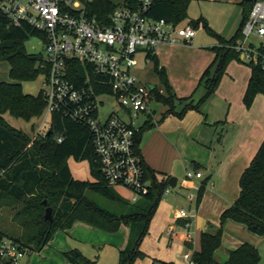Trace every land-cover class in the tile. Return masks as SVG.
Masks as SVG:
<instances>
[{"label":"trees","instance_id":"16d2710c","mask_svg":"<svg viewBox=\"0 0 264 264\" xmlns=\"http://www.w3.org/2000/svg\"><path fill=\"white\" fill-rule=\"evenodd\" d=\"M190 1L154 0L147 15L180 25L187 18ZM255 1L240 2L242 20L236 33L229 40L213 33L203 18L191 20L190 25L197 29L202 24L219 43L213 47L214 63L200 78L198 86L205 82L206 91L197 101L193 99L196 91L188 97L178 98L168 82L164 68L159 66L156 55L151 57L155 58V70L164 85V94L158 95L157 101L167 106L165 116L174 113L175 103L178 102L184 103L181 111L175 113L179 118L189 110L198 111L215 92L226 63L232 58H239V53L233 46L242 38V28ZM84 2L89 16L96 17L99 21L106 20L117 7L110 0ZM124 2L135 8L138 6V0ZM33 35L38 34L30 27L10 25L0 15V62L7 61L10 65V81L0 82V170L4 171L0 175V211L3 208L11 209L12 221L21 228V233L14 236L6 235L0 230V239L7 237L14 240L28 254L40 252L57 231H65L75 222H82L110 234H115L122 225H125L129 229L128 242L126 247L119 251L117 264H134L137 259L146 257L140 246L148 234L151 219L167 187V180L159 182L155 174L145 166L146 178L151 180L149 192L136 203H129L115 192L100 174L95 162L91 134L83 125L53 115L49 130L31 139L24 132L7 124L3 118L5 113L29 121L34 117H40L45 109L42 91L37 95L25 94L22 91L23 82L34 81L39 75L47 73L43 54H30L26 50L25 44ZM259 50L264 54V45H261ZM214 64L216 70L211 75L210 68ZM246 64L251 69V76L243 103L249 109L258 94L264 95V69L260 64ZM86 69L89 70L90 67L77 64V71L84 72ZM142 131L143 127L136 134L137 145ZM58 138L62 140L59 142ZM71 158L76 161L87 160L94 180L74 179L68 165ZM203 188L202 186L199 188L197 202L202 197ZM239 188L237 199L232 206L222 212L219 227L214 232L205 231L200 234V248L191 252V263H260L259 251L249 243H243L229 251L228 259L224 262L215 259V252L222 246L223 225L229 220L245 226L255 235L264 236V140L248 167L240 175ZM87 192L119 205V212L100 206L87 196ZM47 207L52 208V223L44 219ZM62 254L69 264H99L96 259L85 257L77 249Z\"/></svg>","mask_w":264,"mask_h":264},{"label":"built area","instance_id":"2783aa9c","mask_svg":"<svg viewBox=\"0 0 264 264\" xmlns=\"http://www.w3.org/2000/svg\"><path fill=\"white\" fill-rule=\"evenodd\" d=\"M153 1L138 0L136 8L123 2L106 20L99 21L89 16L84 0H0V15L10 25L28 26L42 40L47 68L43 74L44 113L51 117L59 115L89 130L100 174L109 186L131 190L132 202L147 194L151 187L136 142L140 131L136 121L140 115L151 114L150 103L164 93L155 85L141 84L132 73V67L137 65L136 56L142 54L147 61L156 55L160 45L188 43L197 32L190 24L177 25L149 17L147 12ZM250 37L260 42L254 44ZM261 45H264V0H256L235 50L244 54L247 63L260 64L264 69ZM77 64L90 69L77 71ZM103 95L118 102L128 116L127 121L113 112L100 119V104L104 102L98 99ZM40 130L37 135L42 133ZM3 173L0 170V175ZM193 176L201 177V173H186L188 178ZM168 193L169 189L163 192ZM178 217L189 215L180 210ZM189 225L186 222V227ZM26 254L14 240L0 239V264H22ZM189 258L185 254V259Z\"/></svg>","mask_w":264,"mask_h":264},{"label":"rangeland","instance_id":"374dc122","mask_svg":"<svg viewBox=\"0 0 264 264\" xmlns=\"http://www.w3.org/2000/svg\"><path fill=\"white\" fill-rule=\"evenodd\" d=\"M110 1L115 6L124 2V0ZM239 1L240 0H191L187 9V18L181 25L185 26L190 24L191 20L203 18L206 21L208 28L213 33L224 37L229 36L231 34L230 32H234L235 28L239 25L242 19V9L239 5ZM249 41L254 44H258L260 39L250 37ZM236 44L233 46L234 49ZM217 45L218 39L214 35H211L209 31L206 28L204 29L202 24H200L197 28L195 37L187 44H182L172 48H158L156 59L158 60L159 66L164 68L168 82L173 90H175L178 97L185 98L193 94L203 72L214 63L215 52L213 47ZM25 46L27 52L30 54H44L43 43L38 35L30 36ZM136 59L137 65L132 67V73L138 78L141 84H152L156 85L158 88L164 89L162 80L155 70V58H151L146 61L144 55L138 54ZM246 63L247 60L245 59L244 54H239V58H232L226 63L220 80L216 86V90L214 92L215 94L213 93L214 95L207 101L208 103L206 104L205 112L212 122H217L218 119L225 121L224 124H222V122L218 123L220 126L217 129V137L212 145V147L219 148V155L222 154L223 150L228 149L231 141L233 142L234 140L235 134H233V128L236 125V118L239 121H245V119L240 116V113L241 115L247 113L249 117H254L256 120H260L264 117L263 94L257 95L252 106L249 108L250 110L245 107L242 101L250 73L249 66ZM9 69L10 65L7 61L0 62V82L10 81ZM214 70H216V64L210 68V72L214 73ZM43 83L44 76L39 75L34 81L23 82L22 91L25 94L37 95L44 88ZM204 92V87H199L194 93L193 99L197 101L201 98ZM98 100L104 102L100 104V119L106 118L113 112L118 114L125 121L128 120V116L122 111L121 106L112 96L103 95L99 97ZM151 108L154 109L155 117L158 120H160L168 111L167 106L160 102L152 104ZM3 118L8 125L24 132L31 139H35L41 134L37 135L38 130L40 129L42 133L47 132L52 121L51 114L44 112L40 117H34L29 121L14 118L8 113H5ZM145 118L146 115H140L139 119L136 121V127H138V125H142ZM164 118L166 119V117ZM220 134H222V138L219 143ZM187 151L194 152L195 149L192 148ZM68 165L73 178L76 180H94L90 173V166L87 160L76 161L71 158L68 161ZM190 166V162L185 160L180 162L177 161L175 163L174 172L171 176L175 177L178 180V183L175 187L169 186V194H163L161 196L160 203L151 220L148 234L145 236L140 248L141 251L146 253V257L143 259H137L134 264H159V262L172 264H193L190 262L191 258L188 260L185 259V254H189L191 256V251L188 250V248L181 241H183L184 238L186 239V236H189L192 239L194 247L196 249L200 248L199 240L196 239L199 231L204 228L207 229L209 219H216V217L212 215L214 211L210 208L206 211L203 209L198 212L196 211V197L198 195V191L196 189H187L184 183L185 173L190 169ZM215 171L216 167L210 171V173H213V179H215ZM207 176L208 175L206 174L202 181L205 180ZM112 187L115 192H117L129 203H136L131 200L134 196L131 190L123 186ZM207 187H210V180L207 183ZM86 194L100 206H103L110 211L119 212V205L112 204L103 197L91 192H87ZM190 195H193V201L189 200ZM180 210H183L192 218V223L189 229L181 227L179 222H182V220H178L175 217V214ZM170 225H173V240L171 239L170 234L167 233ZM0 230L9 236L19 235L21 233L19 225L12 221V212L9 208H3L0 211ZM242 233L245 235L251 232L245 228V231ZM176 234H179V237L181 236L180 234L183 235L181 239L178 237L177 240V237H175ZM225 236L228 237H226V239H229V231L225 234ZM255 236L253 239L255 240L254 245L260 255L259 264H264V236ZM72 243L78 248L83 246V244L79 241L72 240ZM102 249L104 250L97 249L94 246H92L89 250L85 249V251L87 250L86 253L89 255L79 249L77 250H79L87 258L98 256L99 254L100 257L96 258L99 264H117L119 251L116 250L115 247L110 248V246H106ZM223 251L224 249L222 248L220 252ZM27 259L28 258L26 257V259H23L22 262L24 261L25 263Z\"/></svg>","mask_w":264,"mask_h":264},{"label":"crops","instance_id":"0c3cea01","mask_svg":"<svg viewBox=\"0 0 264 264\" xmlns=\"http://www.w3.org/2000/svg\"><path fill=\"white\" fill-rule=\"evenodd\" d=\"M241 1L243 0H240L239 4ZM239 25L235 28L234 32H230L231 34L229 36L221 37L225 40H229L234 36L237 29L239 28ZM182 44L187 43H179L176 45L164 44L160 45L159 47L172 48ZM158 48L156 50V56L158 54ZM249 70L250 73L248 81L251 76V69L249 68ZM212 74L213 73H211V75ZM204 83L205 82L201 83L200 86H198V82V85L194 91H196L201 86H203L205 89ZM174 93L178 97L175 90ZM214 94H212L207 99V101ZM207 101L203 104V106H201L200 110H189L184 114L182 118L176 116L175 113H179L181 111L184 103H175L174 113H170L165 116L166 119L161 118L160 120L155 117V111L151 108L152 104H157L159 102H151L150 108L152 110V113L149 115L145 114V121L142 125H140V128L143 127V131L141 133L140 142L138 145L145 166L155 174L159 182L162 180H167V187L165 189L169 188L168 181L172 177L171 175L174 172V165L177 161L180 162L182 160H185L187 162H190V169L187 170L186 173L188 171L193 173H201V177L198 178L195 176H193L192 178H188L186 177L185 173L184 182L187 189H196L197 191H199V188L201 186L204 187L200 201H196V211L198 212L202 209L206 211L210 208L214 211L212 215L216 217V219H209L207 229L204 228L203 230L199 231L196 238L197 240H199V243L200 234L205 231L214 232L216 228L219 227L220 216L222 212L232 206L234 201L237 199L240 192V175L248 167L264 140V117H262L260 120H256L254 119V117H249L247 113L243 115H241L240 113V116H242L245 121L242 122L236 118V125L233 128V134H235L234 140L233 142L231 141L229 148L223 150L222 154L219 155V148L212 147V145L217 137V129L220 126L218 123L222 122V124H224L225 121H221L222 119H218L217 122H212L209 119L207 113L205 112L206 104L208 103ZM221 135L222 134L219 135V143L221 142ZM192 148L195 149L194 152L187 151L188 149ZM214 167H216L215 179H213V173H210V171H212ZM206 174L208 175L207 178L202 181ZM209 180L210 187L208 188L207 183ZM177 183L178 180L176 179V185ZM193 199L194 197L192 195V198L189 200L193 201ZM178 215L179 212L175 214V217L178 220H182V222H179L181 227L189 229L192 223L191 216L189 215V217L187 218H180L178 217ZM186 222L190 224L188 227H186ZM172 226L173 225L169 226V230L171 231V239L173 238ZM245 228L246 227H244L243 225L231 220L224 223L222 246L215 252V259L217 261H226L228 259V252L237 248L243 243H249L256 247L254 245L255 240L253 239L255 235L251 233H247L244 235L242 232L245 231ZM228 231L229 239H226L227 236H225V234ZM180 235L181 236L179 237V234H176L175 237H177V240L178 237L179 239H181L183 234ZM128 236L129 229L126 226H121L119 231L115 234H107L82 222H75L71 228L65 231H57L52 240L40 252L26 254L23 259H26V257L28 259L25 263L23 261L22 264H69L64 258L62 252L79 249L87 254V250L85 251V249L89 250L92 246L100 250H104L102 248L110 246V248L115 247L116 250L120 251L126 247ZM72 240L81 242L83 246L78 248L72 243ZM181 242L184 243V245L191 252L199 250V248L196 249L194 247L192 239L189 236H186V239L184 238ZM222 248L224 249V251L220 252ZM142 252L145 253L144 251ZM98 257H100L99 254L98 256H92L90 259H96Z\"/></svg>","mask_w":264,"mask_h":264},{"label":"water","instance_id":"95a60500","mask_svg":"<svg viewBox=\"0 0 264 264\" xmlns=\"http://www.w3.org/2000/svg\"><path fill=\"white\" fill-rule=\"evenodd\" d=\"M50 132V131H49ZM48 132V133H49ZM168 185L170 187H175L176 186V178L175 177H171L168 181ZM44 203L46 204V201H44ZM44 219L48 220L50 223H52L53 221V216H52V208L51 207H47L45 209V214H44Z\"/></svg>","mask_w":264,"mask_h":264}]
</instances>
